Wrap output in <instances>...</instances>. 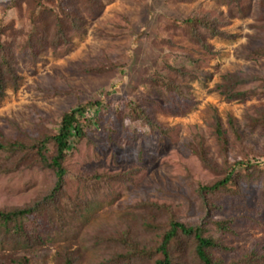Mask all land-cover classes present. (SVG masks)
Here are the masks:
<instances>
[{"label": "rangeland", "instance_id": "1", "mask_svg": "<svg viewBox=\"0 0 264 264\" xmlns=\"http://www.w3.org/2000/svg\"><path fill=\"white\" fill-rule=\"evenodd\" d=\"M62 11L75 24L61 32ZM185 19L207 25L200 40ZM2 58V143H32L72 108L101 106L63 161L42 242L25 250L0 236V264H154L137 251L171 215L204 228L213 260L264 264V0H0ZM224 76L246 80L243 99L221 92ZM19 157L0 153V210L54 187L52 170ZM233 167L227 188L200 192ZM171 256L200 264L191 240Z\"/></svg>", "mask_w": 264, "mask_h": 264}, {"label": "trees", "instance_id": "2", "mask_svg": "<svg viewBox=\"0 0 264 264\" xmlns=\"http://www.w3.org/2000/svg\"><path fill=\"white\" fill-rule=\"evenodd\" d=\"M39 4L41 0H36ZM239 1V0H236ZM42 10H48L43 7ZM41 10V11H42ZM61 15L53 14L55 21L54 26L57 31L65 28V22L75 24V18L68 13L62 11ZM184 23L188 26V31L191 35L200 40L201 33L199 28H207V25L198 23L195 19H185ZM196 26V27H195ZM33 30H36L34 28ZM188 33V34H189ZM7 67L4 58L0 59V97L3 94L4 77L2 74V66ZM223 84L220 85V90L229 98H244L246 92H237L235 87L242 85L246 80L239 77L224 76ZM101 106V100H91L84 104L78 105L71 110L62 114L57 131L40 140L33 141L29 144H24L18 141L0 142V153L6 155V159L14 156H20L19 162L26 164L28 167H41L50 169L54 172L55 183L51 193L45 196L41 201L35 202L30 206L14 208L9 210H0V236L6 241L12 243L14 247L20 249L31 250L34 246L42 242L40 233V223L42 217H48L45 207L51 204L57 192L63 186L64 175L66 173L63 166V161L67 156L71 145L76 142V139L84 136V127L88 124L85 113L90 108ZM127 107L134 118H144L141 111L133 102H127ZM219 130V126H217ZM52 147V152L49 150ZM239 165H243L239 163ZM1 172V168H0ZM236 174L235 167L231 168L229 173L222 179L216 181L210 186H200L199 190L202 194L219 192L232 184ZM220 228L224 227L223 223L217 224ZM159 238L155 245L150 249H139L137 254L143 257H156L154 264H173L171 251L180 249L183 243L191 240L194 244V253L200 264H222L220 261L213 260L209 254V250L215 246V243L209 237L204 235V228L201 226H188L177 221L172 215L170 219L163 225H154ZM17 264H28V258L22 256L16 260ZM66 264H71V260H67Z\"/></svg>", "mask_w": 264, "mask_h": 264}]
</instances>
